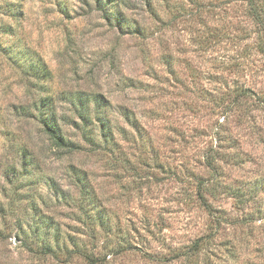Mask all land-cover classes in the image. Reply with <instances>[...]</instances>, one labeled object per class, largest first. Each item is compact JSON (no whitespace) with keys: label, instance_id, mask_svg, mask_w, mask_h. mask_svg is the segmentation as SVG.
<instances>
[{"label":"rangeland","instance_id":"obj_1","mask_svg":"<svg viewBox=\"0 0 264 264\" xmlns=\"http://www.w3.org/2000/svg\"><path fill=\"white\" fill-rule=\"evenodd\" d=\"M117 12L121 32L95 0H0L14 55L0 47V264H264L256 20L242 0H124ZM37 59L49 80L23 74ZM40 89L76 121L73 94H100L95 143L68 122L79 147L55 150L32 104Z\"/></svg>","mask_w":264,"mask_h":264},{"label":"trees","instance_id":"obj_2","mask_svg":"<svg viewBox=\"0 0 264 264\" xmlns=\"http://www.w3.org/2000/svg\"><path fill=\"white\" fill-rule=\"evenodd\" d=\"M247 5V12L248 15L255 19L259 30L261 32L262 38L264 40V0H242ZM95 3L99 5L100 10L103 11L104 15L103 18L106 20L109 24H115L117 29L121 32V29H124V27L129 28L126 19H124L123 16L120 15L119 12H117L118 6H121L124 4V0H95ZM106 7V9H105ZM7 11L9 12L10 16H18L19 9L16 7H11V4L9 7H7ZM1 34H6L7 36L12 35V27L11 25L3 26V28L0 29ZM140 29L137 28V26L132 29L131 33L133 34H139ZM142 32V31H141ZM264 44V42H263ZM1 50H3V53L7 55L8 60H11L13 58V53L10 50V47L7 45H1ZM23 61L27 60L26 62H29L28 55H25L24 58H22ZM32 63H28V65L23 68V74L27 75L28 77H31L36 80H49L50 79V70L47 67L46 63H44L43 60L37 59L36 61H33ZM41 90V89H40ZM41 92H44V94L38 95L36 99L33 100V106L38 110L37 112V121L39 123V126L42 130V134L46 136V139L51 142V145L55 150H58V152L61 153H71L75 149H77L78 143L73 139L72 137L68 136L62 129V126L68 125L70 122L71 126L75 129L80 131L82 139L89 144L95 143V133L90 129L92 128V120L91 116L89 114V107L88 104L90 102H94L97 107V117L100 121L102 109L107 104V101L100 95H92L90 93H74L73 94V102L75 103L73 105L74 111L73 113L79 118V120L76 121L72 116H70L69 113H61L59 114L55 109L54 100L51 97V94L48 93L49 91L46 89H42ZM22 111L20 114H24L26 116H32V112L30 111L28 105L26 107H21ZM70 112V111H69ZM106 121H102L101 123V129L100 134L101 136H105V130L107 131V127H105ZM106 138V137H105ZM22 151V150H21ZM23 152V151H22ZM25 153V152H23ZM27 155V154H25ZM202 205L209 209V205L205 201H201ZM209 237H200L198 238L193 246H200L202 244H207L209 242ZM45 251H50V246H45ZM232 254V253H231ZM85 258L88 260V264H97L99 262V259L92 257L90 255H85ZM232 264V263H229Z\"/></svg>","mask_w":264,"mask_h":264}]
</instances>
